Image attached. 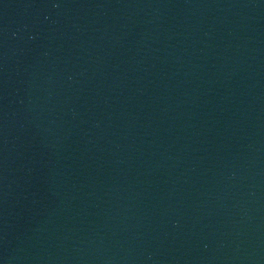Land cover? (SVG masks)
Returning a JSON list of instances; mask_svg holds the SVG:
<instances>
[{
    "label": "water",
    "instance_id": "obj_1",
    "mask_svg": "<svg viewBox=\"0 0 264 264\" xmlns=\"http://www.w3.org/2000/svg\"><path fill=\"white\" fill-rule=\"evenodd\" d=\"M0 264H264V0H0Z\"/></svg>",
    "mask_w": 264,
    "mask_h": 264
}]
</instances>
